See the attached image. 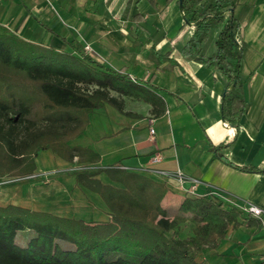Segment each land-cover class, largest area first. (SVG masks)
Returning a JSON list of instances; mask_svg holds the SVG:
<instances>
[{
    "label": "crops",
    "instance_id": "crops-1",
    "mask_svg": "<svg viewBox=\"0 0 264 264\" xmlns=\"http://www.w3.org/2000/svg\"><path fill=\"white\" fill-rule=\"evenodd\" d=\"M0 0V26L33 42L90 55L127 76L123 110L106 103L71 145L90 148L95 161H68L47 148L36 157L35 173L0 178V204L9 203L61 216L106 221L110 209L102 196L77 181V171L121 166L163 182L167 192L160 214L173 215L190 185L154 170L182 171L220 188L237 206L264 208V0H238L241 23L240 76L246 105L239 125L224 121L226 79L213 67L182 54L192 33L179 0ZM214 33L202 53L213 45ZM89 44L90 49L85 46ZM80 52V53H81ZM148 98H155L156 109ZM155 138L150 139V129ZM222 148V156L216 147ZM160 153L162 158L154 160ZM103 183L121 186L105 171ZM230 228L215 249L198 259L205 264H264V227L246 219Z\"/></svg>",
    "mask_w": 264,
    "mask_h": 264
},
{
    "label": "trees",
    "instance_id": "trees-1",
    "mask_svg": "<svg viewBox=\"0 0 264 264\" xmlns=\"http://www.w3.org/2000/svg\"><path fill=\"white\" fill-rule=\"evenodd\" d=\"M237 1L182 0L185 23L192 26L182 54L225 77L221 114L234 127L246 105L240 76L242 26L233 12ZM213 33L212 48L203 54V44ZM76 51L29 41L0 26V178L33 175L39 151L47 148L68 161L96 160L90 148L71 145L70 140L84 132L95 109L110 103L123 110L122 96L112 90L127 92L128 80L79 46ZM146 98L160 113L159 100ZM225 146L216 147L221 156ZM92 167L83 165L76 178L102 196L109 219L85 220L0 204V264H61L51 260L72 253L90 264H205L198 255L217 248L230 228L243 219L260 221L204 195H185L173 215L160 214L167 192L163 182L121 166ZM102 171L121 186L103 183L96 177ZM183 223H191V234H180ZM59 242L66 246L56 249Z\"/></svg>",
    "mask_w": 264,
    "mask_h": 264
},
{
    "label": "built area",
    "instance_id": "built-area-1",
    "mask_svg": "<svg viewBox=\"0 0 264 264\" xmlns=\"http://www.w3.org/2000/svg\"><path fill=\"white\" fill-rule=\"evenodd\" d=\"M86 49H90L89 44L85 46ZM155 138V129L152 127L150 129V139ZM162 158L160 153H157L154 156V160H160ZM155 172L159 174H163L165 176H174L177 179H179L181 182L188 180L190 182V185L185 189L186 193L189 195H204V196H215L220 198L221 200H224L225 202L229 203L230 205L237 206L232 200L227 199L224 195V192L216 187L211 186L210 184H206V190L204 192H198L197 187L203 183L200 179L192 177V176H186L182 171H176V172H169L165 170L156 169ZM240 209H242L244 212L249 213L251 216L258 218L264 227V208L256 205L254 203L247 202L243 205L237 206Z\"/></svg>",
    "mask_w": 264,
    "mask_h": 264
},
{
    "label": "rangeland",
    "instance_id": "rangeland-1",
    "mask_svg": "<svg viewBox=\"0 0 264 264\" xmlns=\"http://www.w3.org/2000/svg\"><path fill=\"white\" fill-rule=\"evenodd\" d=\"M43 150V149H42ZM40 150V151H42ZM39 151V152H40ZM39 154V153H38ZM36 160V159H35ZM36 170V169H35ZM6 178V177H3ZM22 179V178H21ZM179 232L182 236H186L192 233V225L191 223H183L180 227H179ZM66 244L65 243H57L56 245V249H61L63 247H65ZM52 262H58L61 264H90V262H88L87 260L84 259H79L78 257H76V255L72 254H68V255H62L60 254L58 257V260L53 259L51 260Z\"/></svg>",
    "mask_w": 264,
    "mask_h": 264
},
{
    "label": "water",
    "instance_id": "water-1",
    "mask_svg": "<svg viewBox=\"0 0 264 264\" xmlns=\"http://www.w3.org/2000/svg\"><path fill=\"white\" fill-rule=\"evenodd\" d=\"M179 6H180L181 11L183 12V10H182V0H179ZM183 17H184V20H186V17L184 16V14H183Z\"/></svg>",
    "mask_w": 264,
    "mask_h": 264
}]
</instances>
